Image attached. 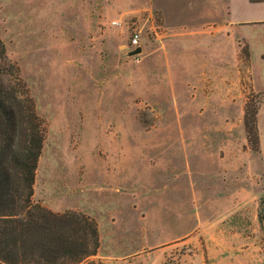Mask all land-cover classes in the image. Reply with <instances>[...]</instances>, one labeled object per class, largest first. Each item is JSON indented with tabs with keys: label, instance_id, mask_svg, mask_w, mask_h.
<instances>
[{
	"label": "rangeland",
	"instance_id": "374dc122",
	"mask_svg": "<svg viewBox=\"0 0 264 264\" xmlns=\"http://www.w3.org/2000/svg\"><path fill=\"white\" fill-rule=\"evenodd\" d=\"M228 4L0 0L44 129L32 202L97 223L75 264H264V154L244 124L263 91Z\"/></svg>",
	"mask_w": 264,
	"mask_h": 264
},
{
	"label": "trees",
	"instance_id": "16d2710c",
	"mask_svg": "<svg viewBox=\"0 0 264 264\" xmlns=\"http://www.w3.org/2000/svg\"><path fill=\"white\" fill-rule=\"evenodd\" d=\"M256 109L247 104L244 113L247 139L255 149ZM43 132L18 66L0 38V264H75L96 254L100 245L97 223L88 215L54 212L32 202Z\"/></svg>",
	"mask_w": 264,
	"mask_h": 264
},
{
	"label": "crops",
	"instance_id": "0c3cea01",
	"mask_svg": "<svg viewBox=\"0 0 264 264\" xmlns=\"http://www.w3.org/2000/svg\"><path fill=\"white\" fill-rule=\"evenodd\" d=\"M229 25L246 43L251 58L257 63V87L263 96L256 109V127L260 149L264 154V0H228ZM233 22V23H232Z\"/></svg>",
	"mask_w": 264,
	"mask_h": 264
},
{
	"label": "built area",
	"instance_id": "2783aa9c",
	"mask_svg": "<svg viewBox=\"0 0 264 264\" xmlns=\"http://www.w3.org/2000/svg\"><path fill=\"white\" fill-rule=\"evenodd\" d=\"M130 40H131V46L136 47L139 44V33L137 31H134L131 34Z\"/></svg>",
	"mask_w": 264,
	"mask_h": 264
},
{
	"label": "water",
	"instance_id": "95a60500",
	"mask_svg": "<svg viewBox=\"0 0 264 264\" xmlns=\"http://www.w3.org/2000/svg\"><path fill=\"white\" fill-rule=\"evenodd\" d=\"M140 51H141V47H140V46H137V47H135L134 49L130 50L128 53H129L130 55H132V54L139 53Z\"/></svg>",
	"mask_w": 264,
	"mask_h": 264
}]
</instances>
